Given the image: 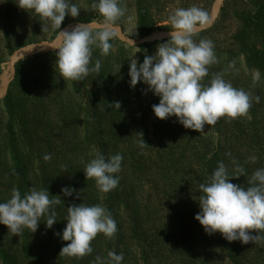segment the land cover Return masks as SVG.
<instances>
[{"label": "rangeland", "instance_id": "rangeland-1", "mask_svg": "<svg viewBox=\"0 0 264 264\" xmlns=\"http://www.w3.org/2000/svg\"><path fill=\"white\" fill-rule=\"evenodd\" d=\"M91 1L71 0V3L80 8L79 15L76 18L66 16L61 24V29L76 22L96 20L103 23V18L98 11L91 8ZM94 1L96 2V0ZM140 1L120 0V6L126 11L125 16L116 22V26H121L124 33L137 40L143 38L138 30V17L141 7L146 6L145 8L149 10L154 21L155 31L150 34L153 35L171 30L168 17L178 8L186 9L197 6L207 11L211 17L215 11L217 0H142L141 5ZM17 2L18 0H13L8 6L7 0H0V91L2 89L1 76L4 70L9 67L10 57L18 49L32 47L40 42H53L59 33L58 29L51 30L48 22L42 20L34 12L20 9ZM263 2L264 0H224L215 21L194 38L197 42L200 39L211 40L214 44L217 61H219L208 66L209 75L203 79V84H209L214 73H223L224 79L230 82L233 87L243 89L251 93L253 97L258 96L260 98L259 103L253 100L248 113L240 117L246 127L247 122L251 126L253 121H258L256 126L262 139H264V68L250 70L245 64L244 56L238 52L239 45L235 43L233 37L241 27V13L254 12L257 6L262 5ZM42 28H48V30L42 31ZM169 39L164 38L148 42L152 45L142 49L141 45L131 46L116 37L110 41L113 47L107 56H101L100 49L94 47L90 67L94 66L97 59L101 61L102 66L107 67L102 71L101 66V73H90L83 80L76 81L75 84L79 86L80 90L75 89L76 85L73 80H64L61 77L59 69L55 65V50H45L24 58L23 77L20 81L19 90L26 92L25 84L28 87L29 94L26 95L24 110L29 119H32L28 128L37 127V129L30 139L20 135V156L27 169V185L23 191L29 193L33 188L36 190L47 189L50 196H60L62 203L53 206V210L57 214V222L51 229L46 227L45 217L41 218L35 233L24 228L19 236L11 233L7 226L0 224V251L2 250L8 255L9 264H84L89 262L88 258L93 254L99 255L105 261L108 260L110 251L125 255L123 244L127 238L121 239V236L127 227V221H125L127 203L124 204L123 202L111 212L109 211L115 217L117 224V232L114 237L117 235L119 240H115L114 237L109 239L103 234H98L91 242V247L93 252L96 251L95 253L92 252L93 254L81 258L60 255L61 248L68 242L62 241L55 234L61 233L66 226L67 207L72 204L85 203L88 206L102 204L108 208L106 200L110 192H100L96 187L95 180L86 179L83 171L86 163L94 158L97 152L103 151L101 145L97 144L96 140L91 137L92 124L98 129V132L100 131L107 143V150L105 151H109L111 156L120 154L123 157L121 171L116 174L119 177V185L122 186V184L127 183L129 186H134L138 200L143 201L144 204L147 203L153 216L148 222V226L150 225L149 239H156L150 257L145 261L140 252L136 251V247L130 246L131 252L125 255L122 264H182L181 252L171 253L170 247L159 240L158 236L160 235L157 234V230L163 222L168 226L167 232L171 230L172 225H175V216L172 208L166 205V203L168 204V196L165 197V195L174 183L181 179V167L184 164V159L175 154L176 159L174 161H166L169 150L166 146L160 145V143L167 145V143L172 142L170 139H174L175 130H172V134L169 135L167 127L173 123L175 117L167 120L159 119L156 126L155 123L158 118L152 111V93L146 92L147 86L143 83H138L135 88H131L128 75L129 60L133 55L132 58L138 59L142 63L145 55H154L157 45L167 42ZM37 55H44V58L34 59ZM233 63L234 66L229 67ZM256 70H259L261 76L258 82L253 83V75ZM122 75L126 76L120 79ZM15 76L16 72L9 79L8 91L10 87H15V89L17 87L16 82H14ZM102 78L107 80V87L111 88V100L122 99L128 107L129 113L122 107V104L119 110L111 108L113 109L111 111L108 109V104L98 105L97 99L99 97L103 99L104 93L96 97L94 94L98 92V82ZM141 91L146 97L142 96ZM130 93L132 96H129ZM3 99L0 101V203L7 202L11 198L12 190L18 189L17 179H14L11 170L13 162L10 149L5 146L4 134L8 115L3 105ZM129 99L131 101L125 102ZM34 110L38 111L39 114L35 113ZM97 118H100V121ZM132 118L135 120V124L130 128V133H134V128L137 127L135 139L124 137V139L116 142L114 133L118 134L121 130L124 131L126 123H129ZM226 118L229 117L226 116ZM116 124L120 126H116ZM212 127L205 125L203 132L214 133L218 137L219 133ZM172 128L178 129L176 126ZM247 131L250 132L249 129ZM158 133L160 136L155 135ZM141 134L146 144H142ZM220 136L223 137V135ZM175 144L176 147H180L179 144ZM182 146L179 152L183 151ZM122 149L133 152L126 154L121 151ZM158 152H163V156H160ZM46 154L51 155V160L45 161L43 159ZM133 155L136 162L133 161ZM169 166L174 170L167 173ZM65 169L67 170L64 171ZM135 170H139L138 172L142 177L137 176ZM119 185L115 190L119 189ZM65 186L81 192L80 198L76 199L75 195L72 197L63 196L61 189ZM161 200L163 201L162 205H160ZM147 205L145 204L143 209ZM171 236L175 238L174 235ZM172 239H168L171 245ZM95 246L98 248L94 249ZM192 259L194 262L190 261L188 264H199L197 258ZM223 260V264H230L228 258L224 257ZM0 264H3L1 255Z\"/></svg>", "mask_w": 264, "mask_h": 264}, {"label": "clouds", "instance_id": "clouds-1", "mask_svg": "<svg viewBox=\"0 0 264 264\" xmlns=\"http://www.w3.org/2000/svg\"><path fill=\"white\" fill-rule=\"evenodd\" d=\"M17 6L47 21L51 30H59L54 42L42 46L55 50V65L61 77L73 81L100 72L99 59L90 67L93 48H99L101 56L110 53L113 47L110 41L120 33L116 22L125 16L126 11L120 6V0H96L92 8L101 15L103 23L95 26L82 23L70 31H61L65 17L76 18L80 12L71 0H18ZM168 22L170 39L158 44L154 55H145L142 63L132 58L134 55L129 60L130 87L143 83L147 86L146 92L159 98V103L152 105L155 117L160 120L175 117L184 128L203 133L205 125L213 126L224 116L232 119L244 116L253 100L259 103L258 96L253 97L251 93L233 87L224 79L223 73H214L207 85L202 83L209 75L208 66L218 62L211 40L197 42L194 39L212 23L207 11L197 6L178 8L168 17ZM47 30L42 28V31ZM130 42L134 45L133 41ZM233 66L234 63L229 65ZM260 76L256 70L253 83L258 82ZM110 106L119 110L121 103L115 101ZM142 144H146L143 137ZM51 158L50 154L43 156L45 161ZM122 160L120 154L106 157L97 152L85 165L86 179H94L100 192L114 190L119 185L116 174L121 171ZM256 160V156L250 157L251 162ZM244 174L245 168L236 164L234 174L230 176L226 165L219 162L208 181L198 186L202 195L198 202L200 211L194 219L208 235L218 232L229 242L264 243V168L255 170L247 188L230 182ZM61 192L65 197L75 195L79 199L81 196V192L69 186L63 187ZM61 203L60 196H50L47 189L33 188L22 197L14 188L11 198L0 203V224L19 236L24 228L35 233L41 218L45 217L46 227L51 229L57 222L53 206ZM116 232V221L106 207L81 203L67 207L66 226L55 235L68 242L61 248L60 255L81 258L92 254L91 242L98 234L111 239ZM123 259V253L110 251L107 261L97 256L94 264H122Z\"/></svg>", "mask_w": 264, "mask_h": 264}, {"label": "trees", "instance_id": "trees-1", "mask_svg": "<svg viewBox=\"0 0 264 264\" xmlns=\"http://www.w3.org/2000/svg\"><path fill=\"white\" fill-rule=\"evenodd\" d=\"M12 1L13 0H7L8 6H10ZM94 2L95 1L92 0L90 3L91 8ZM141 4L142 0L140 1V5ZM145 7L146 6L140 8L138 17V30L141 37L148 36L155 31L154 21L149 14V10ZM240 19L242 22L241 27L233 37L235 43L239 45L238 52L244 56L245 64L250 70L263 69L264 2L262 5H258L254 12L248 11L241 13ZM151 45L152 43H145L141 45V48L146 49ZM35 58L36 60H39L44 58V55H37L34 59ZM24 62L25 59L16 65V76L14 81L17 85L16 89L15 87H10L8 94L3 99V105L8 115V123L4 134L6 138L5 146L10 149L13 162L11 170L14 179H17V188L22 197L25 194L23 189H25V186L27 185V169L20 156V135L30 139L37 129V127L28 128V124L32 119H29L27 112L24 110L26 95L29 94L28 87L25 84L26 92L19 90L21 86L20 81L23 77L22 66ZM220 62L223 64L221 60ZM105 67L107 66H102V71H104ZM124 76L126 75H122L120 79H123ZM75 82L76 81L73 83L75 84ZM83 83L85 84V81H83ZM98 83V92L94 94V97L104 93V96H102L103 99L100 97L97 99L98 105L108 104V109L110 111L113 110L111 109L113 107L110 105L115 101L111 100L112 92L111 88L107 87V80L102 78ZM75 85V89L80 90L79 86H77V84ZM126 92L129 94L127 89ZM129 96H132L131 93ZM142 96L146 97L143 92ZM130 98L133 99L132 97ZM152 98L153 105L159 103L158 97L152 94ZM131 99L125 102L131 101ZM121 100L122 99H116V101H119L122 104V107L126 109V112L129 113L127 110L128 107L123 100ZM253 111L255 112V110ZM34 112L39 114L36 110H34ZM98 120L100 121V118ZM158 120L159 119L156 120V126L159 122ZM89 123L88 125H90ZM134 124L135 120L132 118L129 123H126L124 131L121 130L118 134L114 133L116 142L120 141V139H124V137L135 139L137 127L134 128V133H130V128ZM172 124L178 129L172 128ZM172 124L170 123L167 127L169 135L172 134V130H175L174 134L177 136L173 135L174 139H170L172 142L167 143V145H164V143H160V145L166 146L169 150L166 161H174L176 159L175 154H177L183 157L184 164L181 167V179L174 183L172 188L169 189L165 195V197L168 196V204L166 203V205L172 208L173 215L175 216V225H172L171 230L167 232L168 226L163 222L159 230H157V234L160 235L158 236L159 240L170 247L171 253H177L178 251L181 252L182 264H188L190 261L193 263L194 261L192 258H197L199 264H223L224 257L228 258L230 264H264V243L253 244L252 242H249L248 244H243L239 240L229 242L218 232L213 235H208L205 233L199 222L194 219L195 215L200 211L198 202L200 195H202L198 186L200 183H206L208 181V178L217 168L219 162L222 161L226 165L230 176L234 174L236 164L243 166L245 168V174L238 178H232L230 182L241 185L245 188L250 186L248 181L251 179L255 170L264 168V139H262L258 133L259 129L256 126L258 121H253L252 124L250 123L251 126L247 122L246 127L241 117L235 119H229L226 118V116L221 117L212 127L213 130H216L219 133L218 137H216L214 133H200L191 129H186L177 122L176 118ZM116 126L120 125L116 124ZM164 126H166L165 123ZM247 129H249L250 132L247 131ZM91 130V137L102 147L103 151H101V153L106 157L111 156L109 151H105L107 150V143L100 131L98 132V129L93 124ZM155 135L160 136L159 133ZM220 135H223V137ZM175 143L179 144L180 147L183 145V151L179 152L180 147H176ZM121 151L126 154H131L133 152L123 151V149ZM158 154L163 156L164 153L158 152ZM134 155L132 158L133 161L136 162ZM253 155L257 157L255 163L250 161V157ZM178 159L180 160V158ZM233 161L236 163L234 164ZM164 166L166 167V165ZM168 169L167 173L174 170L171 166H169ZM138 171L139 170H135V174L142 177ZM112 191H110V193L108 192L110 195L106 200L108 211L111 212L114 210L121 202L124 204L127 203L125 207L127 209V218L125 219V221H127V227L121 236V239H124L125 237L127 238L126 242L123 244V252L127 255L128 252H131L130 246H134L136 247V251H139L144 260L147 261L154 248L153 243H155L156 239H149L150 225L148 226V222L153 218L149 206L145 203L147 206L143 209L145 204L143 201L138 200V194L135 187L131 185L129 186L127 183L122 184L119 189H114ZM162 204L163 201L161 200L160 205ZM112 217L115 220L113 215ZM252 234L255 235L256 232L253 230ZM171 235H174L175 238ZM170 238H173L172 245L168 242V239ZM114 239L119 240L117 235ZM180 244L182 247L181 250ZM96 248L98 247L95 246L94 249ZM0 255L3 259V264H9L8 255L2 250L0 251ZM97 256L99 255H91L88 258L89 262L87 261L84 264H94Z\"/></svg>", "mask_w": 264, "mask_h": 264}, {"label": "water", "instance_id": "water-1", "mask_svg": "<svg viewBox=\"0 0 264 264\" xmlns=\"http://www.w3.org/2000/svg\"><path fill=\"white\" fill-rule=\"evenodd\" d=\"M224 0H217L216 3H215V11L214 13L211 15V18H212V23L215 21V19L217 18V15H218V11L219 9L221 8L222 6V3H223ZM90 24V25H98L102 22H99V21H96V20H93V21H89V22H76V23H70L68 25H66L65 27H63L61 29V31L63 30H71L72 28H74L76 25L78 24ZM211 23V24H212ZM210 24V25H211ZM119 27L120 29V33L119 35L117 36V38L131 46H136V45H142V44H145V43H148V42H154V41H157V40H160V39H164V38H170L168 36V32L169 31H166V32H162L160 34H153V35H150L148 37H143L141 38L140 40H137L135 38H132L130 36H128L126 33H124L123 29L121 26H117ZM130 41H133L134 42V45H132V43ZM54 42V41H53ZM52 42H40V43H37L35 44L34 46L32 47H22L20 49H18L11 57H10V62H9V67L8 69L4 70L2 76H1V83H2V89L0 91V101L7 95L8 93V88H9V79L10 77L14 76L15 75V72H16V64L18 62H20L21 60H23L24 58H27L29 56H32V55H35V54H39L41 53L42 51H45V50H53L49 47H46V46H42V45H48V44H51Z\"/></svg>", "mask_w": 264, "mask_h": 264}]
</instances>
